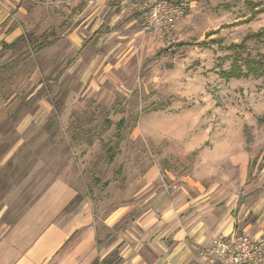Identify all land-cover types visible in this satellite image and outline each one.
<instances>
[{"label":"rangeland","instance_id":"1","mask_svg":"<svg viewBox=\"0 0 264 264\" xmlns=\"http://www.w3.org/2000/svg\"><path fill=\"white\" fill-rule=\"evenodd\" d=\"M263 8L264 0H0V31L11 19L23 39L0 50L8 203L24 207L48 175L80 189L69 208L87 198L108 211L137 165L157 167L167 182L198 177L202 149L218 151L209 176L236 181L244 173L233 158L247 151L242 190L264 194V75H222L227 47L264 30ZM246 44L251 58L264 56V40Z\"/></svg>","mask_w":264,"mask_h":264},{"label":"crops","instance_id":"2","mask_svg":"<svg viewBox=\"0 0 264 264\" xmlns=\"http://www.w3.org/2000/svg\"><path fill=\"white\" fill-rule=\"evenodd\" d=\"M3 23L0 50L22 39L16 21ZM215 150L199 152L198 177L167 182L157 176V167L137 165L139 173L128 177L119 204L108 211L90 209L87 198L69 208L80 189L73 180L48 175L41 182L45 191L17 208L8 203L7 183L0 177V264H206L201 250L238 232L264 245V194L242 190L249 186L248 152L233 158L244 173L236 181L207 174L219 164ZM7 153L0 149V171L8 165Z\"/></svg>","mask_w":264,"mask_h":264},{"label":"built area","instance_id":"3","mask_svg":"<svg viewBox=\"0 0 264 264\" xmlns=\"http://www.w3.org/2000/svg\"><path fill=\"white\" fill-rule=\"evenodd\" d=\"M206 264H263L264 245L249 236L220 237L209 248L201 250Z\"/></svg>","mask_w":264,"mask_h":264},{"label":"trees","instance_id":"4","mask_svg":"<svg viewBox=\"0 0 264 264\" xmlns=\"http://www.w3.org/2000/svg\"><path fill=\"white\" fill-rule=\"evenodd\" d=\"M256 7V6H255ZM255 10V9H254ZM262 10L263 9H258ZM20 39L19 41H22ZM261 41L264 40V30H261L255 34H251L239 44H232L227 47V50L231 53L230 58L232 63L227 71H224L222 75L226 79H243L249 78L250 76H263L264 75V56L258 58H251L248 54L247 41ZM18 41V42H19ZM52 43H41L38 45L37 51L42 52L47 47L51 46ZM263 121V120H262ZM108 161L112 163L115 158V152L113 149L107 151Z\"/></svg>","mask_w":264,"mask_h":264}]
</instances>
